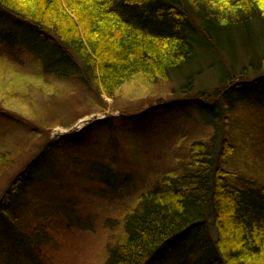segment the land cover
<instances>
[{
    "label": "trees",
    "instance_id": "obj_1",
    "mask_svg": "<svg viewBox=\"0 0 264 264\" xmlns=\"http://www.w3.org/2000/svg\"><path fill=\"white\" fill-rule=\"evenodd\" d=\"M0 44L10 51L27 47L57 76L70 77L75 73L69 69L78 67L109 99L134 82L146 87L170 82L202 61L204 51L218 56L213 90L195 85L176 95L184 104L175 117H191L193 110L211 136L190 145L185 175L164 177L140 197L123 220L124 238L109 249L105 264H157L176 237L199 232L209 217L214 244L207 248V240L204 254L185 264H264V187L243 183L228 171L240 140L226 138L225 130L240 117L247 123L245 136L264 139V123L255 127L252 118L237 112L252 108L264 115V0H0ZM247 66L256 79L248 77ZM54 150L58 145L42 148L11 179L0 198V214L7 216ZM105 174L113 184L121 181L115 170ZM7 235L0 264H18L9 254L22 253L17 247L24 234L18 229L11 234L10 228Z\"/></svg>",
    "mask_w": 264,
    "mask_h": 264
},
{
    "label": "rangeland",
    "instance_id": "obj_2",
    "mask_svg": "<svg viewBox=\"0 0 264 264\" xmlns=\"http://www.w3.org/2000/svg\"><path fill=\"white\" fill-rule=\"evenodd\" d=\"M26 48L10 51L0 44V198L42 148L56 144L59 150L37 168L7 216L0 214V244L8 239L10 228L11 234L18 229L24 234L17 247L22 253L12 251L10 261L105 264L109 249L124 238L123 220L140 197L164 177L185 175L188 148L211 136L212 130L193 110L191 117H175L184 104L176 95L195 85L197 90H213L220 59L204 51L202 61L170 82L149 87L134 82L109 99L78 67L69 69L75 73L70 77L57 76L46 68L44 58ZM247 70L250 79L258 77L248 66ZM237 112L243 119L252 118L255 127L264 123L262 112L252 108ZM239 118L232 119L233 129H225L226 138L240 140L227 169L243 183L264 187V139L245 136L247 123ZM96 167L100 175L94 173ZM109 170L117 171L121 181L113 184L104 178ZM211 221L209 217L192 236L176 237L157 264L200 258L204 243L211 242L207 248L214 244Z\"/></svg>",
    "mask_w": 264,
    "mask_h": 264
}]
</instances>
